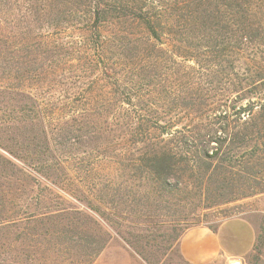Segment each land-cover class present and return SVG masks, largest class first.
I'll list each match as a JSON object with an SVG mask.
<instances>
[{"label":"trees","instance_id":"16d2710c","mask_svg":"<svg viewBox=\"0 0 264 264\" xmlns=\"http://www.w3.org/2000/svg\"><path fill=\"white\" fill-rule=\"evenodd\" d=\"M103 189L149 264L200 223L194 208L264 190V0H0V233L16 264H93Z\"/></svg>","mask_w":264,"mask_h":264},{"label":"rangeland","instance_id":"374dc122","mask_svg":"<svg viewBox=\"0 0 264 264\" xmlns=\"http://www.w3.org/2000/svg\"><path fill=\"white\" fill-rule=\"evenodd\" d=\"M81 147L86 150L95 148L96 141L91 140L84 142ZM112 165H114V163H112ZM107 171L112 173V176L116 173L113 168L111 170L108 168L104 170V172ZM75 178L79 186L86 185V189L84 190L88 192L90 180L79 175ZM117 179L118 181L120 180L118 177ZM114 192L115 191L111 190L107 192V190L103 189L100 193L99 200L102 201L101 206L103 207L101 212H103L105 216L101 213L99 218L110 236L106 247L98 255L93 264H149L120 235L126 228H118L111 220H108V213H115V211L112 210L114 202H112L111 199ZM73 195L74 198L72 199L71 205L86 209V199L82 193L75 190V194L73 193ZM115 199H118V197ZM143 200L146 201L145 197H143ZM123 205L124 204L121 206ZM194 211L200 215V223L194 224L190 228L204 226L210 229L213 228V231H217L227 221L242 220L249 225L251 232H249L246 225L240 226L236 224L233 229H225L224 231H226L227 236L231 237L234 242L228 251L229 253H223L204 264H231L233 260L237 259L241 261V264H264V190L211 208L196 207ZM139 221L143 222L142 220ZM258 237H261L259 242ZM15 238V235L11 232H6V234L0 233V264H16V260L19 259L16 252L9 250L10 245H15L17 243ZM180 240L177 242L175 249L170 252L167 257L161 259L158 264H194L188 262V260L185 261V258H181ZM256 246L257 250L255 249Z\"/></svg>","mask_w":264,"mask_h":264},{"label":"crops","instance_id":"0c3cea01","mask_svg":"<svg viewBox=\"0 0 264 264\" xmlns=\"http://www.w3.org/2000/svg\"><path fill=\"white\" fill-rule=\"evenodd\" d=\"M246 225L249 232L250 227L244 221L230 220L224 223L217 231L204 226L188 229L180 240V250L186 260L194 264L207 263L223 253H229L234 242L227 236L225 229L234 226ZM251 233V232H250Z\"/></svg>","mask_w":264,"mask_h":264},{"label":"built area","instance_id":"2783aa9c","mask_svg":"<svg viewBox=\"0 0 264 264\" xmlns=\"http://www.w3.org/2000/svg\"><path fill=\"white\" fill-rule=\"evenodd\" d=\"M231 264H241V261L240 260H233Z\"/></svg>","mask_w":264,"mask_h":264}]
</instances>
